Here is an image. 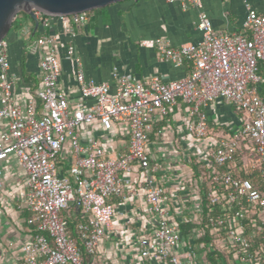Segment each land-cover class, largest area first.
I'll use <instances>...</instances> for the list:
<instances>
[{
    "label": "built area",
    "instance_id": "1",
    "mask_svg": "<svg viewBox=\"0 0 264 264\" xmlns=\"http://www.w3.org/2000/svg\"><path fill=\"white\" fill-rule=\"evenodd\" d=\"M163 1L197 11L201 41L174 47L164 39H142L138 45L154 49L175 68L189 65V73L178 80L156 76L147 82L114 73L111 85L97 83L85 78L69 45L66 55L78 66V91L95 100L89 108L82 103L71 107L57 88V42L47 35L31 44V49L41 51V88L24 106L15 104L7 41H0V121L5 122L0 131V164L13 157L23 169L25 209L34 231L18 264H87L114 214L111 200L130 199L140 192L145 213L155 221L153 241H138L141 257L164 264H193L197 250H205V255L217 250L224 264H264V100L257 73L258 64L264 63V14L246 5L240 32L228 34L213 30L201 0ZM87 14L53 17L35 12L44 26L53 18L81 25ZM65 33L75 35L71 26ZM218 100L232 105L242 121L229 136L213 139L206 152L209 174L201 187L198 237L207 229L213 241L186 243L171 218L170 195L159 182L144 123L167 116L181 102L185 134L203 141L210 130L205 109ZM94 123L107 133L123 125L128 137L125 149L108 153L97 137L81 144L77 129ZM66 146L73 162L61 172L59 158ZM134 171L141 174V186L125 191L122 177ZM241 173L255 174L256 183L239 177ZM71 218L77 220L73 237L68 229ZM181 243L183 249L178 250Z\"/></svg>",
    "mask_w": 264,
    "mask_h": 264
},
{
    "label": "crops",
    "instance_id": "2",
    "mask_svg": "<svg viewBox=\"0 0 264 264\" xmlns=\"http://www.w3.org/2000/svg\"><path fill=\"white\" fill-rule=\"evenodd\" d=\"M203 11L216 32L239 33L245 17L246 5L264 14V0H201ZM26 14V13H25ZM37 25L27 14L16 17L14 30L7 41L9 74L14 78L12 99L24 106L27 100L41 88L39 71L40 50L31 49L32 42L44 35L54 36L60 62L57 88L66 96L71 107L82 103L91 107L95 100L83 98L77 87L73 58L66 55L73 45L80 59L79 68L85 78L97 83L112 84L113 74L134 76L142 82L152 77L178 80L186 76L189 65L175 68L154 49L140 47L142 39H164L171 46L201 41L197 29V11L182 10L176 3L163 0H123L87 14L84 24L76 25L69 19L53 18L44 26L36 15ZM71 26L75 35L68 36L65 29ZM259 94L264 100V79L259 85ZM113 93V87L110 90ZM209 122V135L203 141H195L185 134V110L179 102L171 112L161 118L147 119L144 130L148 137V150L156 158L159 182L170 195L169 211L181 229L186 243L199 244L198 207L201 204V187L209 174L207 153L210 142L218 137L229 136L241 125L242 115L232 105L216 101L205 109ZM5 122L0 121V131ZM77 132L80 143L86 144L97 137L108 153L121 152L127 145V134L122 126L112 132H104L97 123L81 125ZM73 162L70 148L63 150L59 169L66 171ZM0 177V264H18L22 247L32 241L34 231L29 223L30 214L25 209L26 176L13 158L1 164ZM195 167V171L192 167ZM124 190L141 186V174L134 171L123 177ZM114 214L106 228L100 247L87 264H164L139 253L138 241L145 238L153 241L154 218L144 211V198L138 193L133 198L112 199ZM181 243L178 250L183 249ZM205 250H197L193 264H207Z\"/></svg>",
    "mask_w": 264,
    "mask_h": 264
},
{
    "label": "water",
    "instance_id": "3",
    "mask_svg": "<svg viewBox=\"0 0 264 264\" xmlns=\"http://www.w3.org/2000/svg\"><path fill=\"white\" fill-rule=\"evenodd\" d=\"M121 1L123 0H0V41L6 38L13 19L21 11L29 15L37 25L35 12L53 17L69 16Z\"/></svg>",
    "mask_w": 264,
    "mask_h": 264
},
{
    "label": "trees",
    "instance_id": "4",
    "mask_svg": "<svg viewBox=\"0 0 264 264\" xmlns=\"http://www.w3.org/2000/svg\"><path fill=\"white\" fill-rule=\"evenodd\" d=\"M19 14H22V15H26L24 12H18L17 15L15 16V18L13 19L12 21V25H11V28H10V31L9 33L14 30V26H15V22H16V17L19 15ZM28 16V15H27ZM44 16V15H42ZM8 33V35H9ZM258 75L261 77V79L263 80L264 79V63H259L258 64V71H257ZM259 89V87H258ZM193 170L195 171V167L193 166L192 167ZM239 177H248L250 178L251 181H253L254 183H256V177H255V174H252V175H245L243 173L239 174ZM204 187V186H203ZM77 224V220L74 219V218H71L70 221L68 222V229H69V233L71 234V236H75L74 235V231H75V226ZM213 236L209 233V231L207 229H205V233L202 237H200L198 240H199V243H212L213 241ZM206 261L208 264H224L225 260L222 258V254L219 253L217 250H215L214 252H211V253H207L206 254ZM219 260V263L217 262Z\"/></svg>",
    "mask_w": 264,
    "mask_h": 264
},
{
    "label": "rangeland",
    "instance_id": "5",
    "mask_svg": "<svg viewBox=\"0 0 264 264\" xmlns=\"http://www.w3.org/2000/svg\"><path fill=\"white\" fill-rule=\"evenodd\" d=\"M98 10H101V8L100 9H95V10H92V11H89L88 13H93V12H95V11H98ZM7 37H8V35L6 36V38L5 39H7Z\"/></svg>",
    "mask_w": 264,
    "mask_h": 264
}]
</instances>
